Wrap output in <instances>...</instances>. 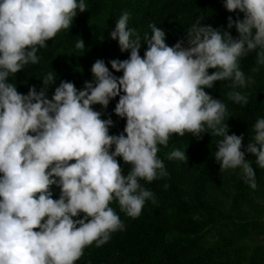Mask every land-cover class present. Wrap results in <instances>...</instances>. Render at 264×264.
Wrapping results in <instances>:
<instances>
[{
  "label": "clouds",
  "instance_id": "1",
  "mask_svg": "<svg viewBox=\"0 0 264 264\" xmlns=\"http://www.w3.org/2000/svg\"><path fill=\"white\" fill-rule=\"evenodd\" d=\"M86 7L85 0H0V264H74L86 246L99 247L112 232L123 231L110 203L115 200L136 218L146 200L154 202L139 181L167 176L157 145L166 146L173 133L210 131L222 137L215 152L219 169L239 168L248 186L256 187L253 168L240 150L241 136L226 134L225 104L204 89L221 80L244 88L251 77L240 70L238 58L253 50L256 64L264 65V0H223L228 12L243 13L242 19L227 18L236 38L196 20L187 30V47L179 41L169 47L165 32L149 24L142 58L141 39L127 27L124 12L108 34L129 53L125 60L108 62L122 71L119 78L97 59L90 68L93 82L85 81L79 91L62 80L46 98L45 85L54 80L50 72L40 91L29 87L26 95L19 94L8 76L37 63V46L69 29ZM74 46L84 48L83 41ZM118 95L113 111L125 126L109 135L111 119H100L90 106L106 107ZM228 98L247 104V96L237 91ZM252 131L245 152L264 168V118ZM116 157L130 165L125 175ZM168 159L185 162V152L173 150ZM53 185L60 190L57 199L51 198Z\"/></svg>",
  "mask_w": 264,
  "mask_h": 264
},
{
  "label": "trees",
  "instance_id": "2",
  "mask_svg": "<svg viewBox=\"0 0 264 264\" xmlns=\"http://www.w3.org/2000/svg\"><path fill=\"white\" fill-rule=\"evenodd\" d=\"M85 4L86 10L77 11L69 29L58 31L53 38L45 41V47L37 46V63L27 64L8 76L7 82L12 83L19 94L26 95L29 87L40 91L47 86L45 97L51 99L55 87L62 80L71 82L79 91L85 81L93 82L90 68L97 59L103 60L112 75L119 78L122 71L112 70L108 62L125 60L129 53L128 50L121 52L117 41L110 39L108 34L124 12L129 16L127 27L133 29L141 39L138 50L141 58L147 47L143 43V36L145 33L151 35L149 24H155L165 32L167 46L171 47L179 41L183 47H187V30L196 20H200L202 26L227 31L232 38H236L238 33L234 26L227 27V18L232 17L233 21L243 18V13L236 10L228 12L223 7V0H85ZM78 39L83 41L84 48H75ZM238 66L246 77H251V82L246 83L244 88H233L230 80H221L214 81L210 89H204L206 94L225 104L224 123L227 133L236 135L252 133L255 121L264 118V65L256 64V50L238 58ZM207 71L211 74L213 69ZM50 72L54 80L50 85L44 86L41 80ZM232 91L246 95L247 104L232 102L228 98V93ZM118 99L119 95L112 98L106 107L99 104L90 106L101 113L100 119H111L109 135L122 133L125 126V119L118 117L113 111ZM192 135L190 132H185L182 136L173 133L166 146L157 145L156 155L162 161L167 176L158 177L151 182L139 181L153 193L158 206L170 208L180 217L168 221L163 214H154L143 205L140 215L131 218L119 209L114 200L109 206L124 225L123 231L112 232L109 240L99 247L94 242L86 246L74 264H264V250L261 251L260 248L234 244L222 235L213 243L205 240V232L201 231L207 226L205 217L208 216L209 206L198 192L189 194L178 186L170 174L174 164L172 166L168 159L173 150H184L185 154L194 150L205 143L211 132ZM210 148L208 163L213 172L218 168L219 161L215 160L216 144H211ZM246 159L253 168L256 186L264 182V168L255 163V156L248 153ZM116 160L121 174L125 175L130 165L120 157H116ZM236 187L242 191L241 195L253 189L248 186L241 173ZM49 190L51 198L59 197L58 187L53 185ZM79 218L80 216L73 219Z\"/></svg>",
  "mask_w": 264,
  "mask_h": 264
},
{
  "label": "rangeland",
  "instance_id": "3",
  "mask_svg": "<svg viewBox=\"0 0 264 264\" xmlns=\"http://www.w3.org/2000/svg\"><path fill=\"white\" fill-rule=\"evenodd\" d=\"M226 134H229L226 132ZM238 135V134H237ZM254 133L239 134L241 151L246 159L245 148L252 140ZM222 137L211 134L205 143L186 153V160L169 159L174 181L185 192H198L201 199L209 206L205 217L207 226L202 233L209 243L215 242L219 236H225L234 244H242L251 248L264 250V182L241 195L236 187L240 169H219L212 172L209 168L211 144H217ZM210 169V170H209ZM215 173V174H214ZM208 179V180H207ZM207 180L206 182H204ZM204 182V184H203ZM144 206L154 214H163L168 221L180 217L176 211L165 206H158L153 200H146Z\"/></svg>",
  "mask_w": 264,
  "mask_h": 264
}]
</instances>
